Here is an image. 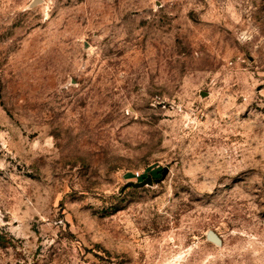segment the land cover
Segmentation results:
<instances>
[{
  "label": "rangeland",
  "instance_id": "rangeland-1",
  "mask_svg": "<svg viewBox=\"0 0 264 264\" xmlns=\"http://www.w3.org/2000/svg\"><path fill=\"white\" fill-rule=\"evenodd\" d=\"M34 1L0 0V264H264V0Z\"/></svg>",
  "mask_w": 264,
  "mask_h": 264
},
{
  "label": "water",
  "instance_id": "water-1",
  "mask_svg": "<svg viewBox=\"0 0 264 264\" xmlns=\"http://www.w3.org/2000/svg\"><path fill=\"white\" fill-rule=\"evenodd\" d=\"M39 1L40 0H35L34 3L32 4V6L38 5ZM166 174H167V172L164 173V177L166 176ZM151 183H152V181L150 179H148L147 181H145L144 183L139 184L138 186L139 187H143V186H146V185L151 184ZM208 238L213 243H216L218 245L222 244L221 238L215 232H210L209 235H208Z\"/></svg>",
  "mask_w": 264,
  "mask_h": 264
}]
</instances>
